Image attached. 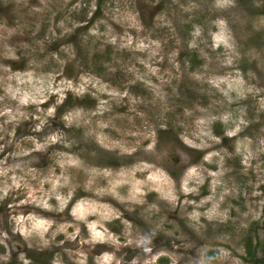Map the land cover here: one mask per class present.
Listing matches in <instances>:
<instances>
[{
  "label": "rangeland",
  "instance_id": "1",
  "mask_svg": "<svg viewBox=\"0 0 264 264\" xmlns=\"http://www.w3.org/2000/svg\"><path fill=\"white\" fill-rule=\"evenodd\" d=\"M263 186L264 0H0V264H264Z\"/></svg>",
  "mask_w": 264,
  "mask_h": 264
},
{
  "label": "trees",
  "instance_id": "2",
  "mask_svg": "<svg viewBox=\"0 0 264 264\" xmlns=\"http://www.w3.org/2000/svg\"><path fill=\"white\" fill-rule=\"evenodd\" d=\"M263 189H264V186H263ZM263 210H264V207H263ZM249 247H250V244H249ZM249 247L247 246V254L250 256L251 255V252H250V250H249Z\"/></svg>",
  "mask_w": 264,
  "mask_h": 264
}]
</instances>
